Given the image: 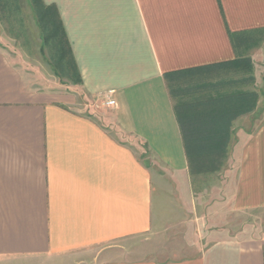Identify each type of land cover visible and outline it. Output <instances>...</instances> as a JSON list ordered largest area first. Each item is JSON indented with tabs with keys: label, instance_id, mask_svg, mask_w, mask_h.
<instances>
[{
	"label": "crops",
	"instance_id": "crops-1",
	"mask_svg": "<svg viewBox=\"0 0 264 264\" xmlns=\"http://www.w3.org/2000/svg\"><path fill=\"white\" fill-rule=\"evenodd\" d=\"M43 2L80 81L38 89L0 47V262L264 264L242 223L264 210V0ZM233 61L252 110L221 168L194 173L174 73Z\"/></svg>",
	"mask_w": 264,
	"mask_h": 264
},
{
	"label": "rangeland",
	"instance_id": "rangeland-1",
	"mask_svg": "<svg viewBox=\"0 0 264 264\" xmlns=\"http://www.w3.org/2000/svg\"><path fill=\"white\" fill-rule=\"evenodd\" d=\"M50 36V30L44 29L40 24L38 10L33 0H0V47L7 48L12 62L25 71L30 79L36 80L38 89L58 88L70 91L79 83L78 74L71 66V62L61 59L57 41ZM244 76V73H237L235 67L198 71L180 76L177 83L171 87V93L176 107L195 103L204 98L217 99L237 96L239 93L256 94L252 93L253 86L256 85L254 79H247ZM260 92L264 95V86ZM226 156L227 152L221 166ZM242 223L250 227L253 235L264 236V210L245 215ZM187 236L188 234L179 236L180 242L176 245L182 247ZM148 243L146 246L150 250L162 252L161 247L158 249L156 240Z\"/></svg>",
	"mask_w": 264,
	"mask_h": 264
},
{
	"label": "trees",
	"instance_id": "trees-1",
	"mask_svg": "<svg viewBox=\"0 0 264 264\" xmlns=\"http://www.w3.org/2000/svg\"><path fill=\"white\" fill-rule=\"evenodd\" d=\"M33 1L38 10L40 24L44 29L50 30L51 36L57 41L61 50V59H67L71 62V66L78 74L67 35L57 10L44 4L43 0ZM236 64L237 62L233 61L179 71L174 74L182 76L222 67L236 68ZM254 96L250 93H239L237 96L219 97L217 99L204 98L195 103L176 107L190 168L194 173L219 170L227 152L232 124L237 117L252 110Z\"/></svg>",
	"mask_w": 264,
	"mask_h": 264
},
{
	"label": "built area",
	"instance_id": "built-area-1",
	"mask_svg": "<svg viewBox=\"0 0 264 264\" xmlns=\"http://www.w3.org/2000/svg\"><path fill=\"white\" fill-rule=\"evenodd\" d=\"M116 105V101L114 100H108L107 103H106V106L109 107V108H112Z\"/></svg>",
	"mask_w": 264,
	"mask_h": 264
}]
</instances>
